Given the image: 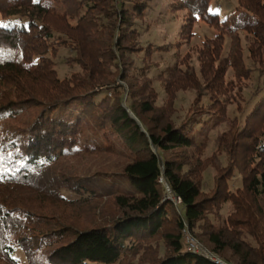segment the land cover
I'll use <instances>...</instances> for the list:
<instances>
[{"label":"trees","instance_id":"1","mask_svg":"<svg viewBox=\"0 0 264 264\" xmlns=\"http://www.w3.org/2000/svg\"><path fill=\"white\" fill-rule=\"evenodd\" d=\"M237 2L222 17L211 0H169L164 13L181 20L178 39L152 45L139 27L151 0H0V264H21L17 248L27 264H217L187 248L186 226L226 261L264 264V0ZM199 22L215 34L201 41L197 70L191 50H177ZM241 32L254 68L243 61ZM62 46L79 67L64 77L54 62ZM156 52L172 59L157 76L165 104L146 65ZM231 66L238 78L257 76L250 96L224 80ZM119 76L131 88L127 105ZM187 89L199 104L194 124L175 120ZM231 104L237 113L217 138L228 162L216 166L207 193L210 139L201 126H218ZM109 132L129 153L121 172L81 173L64 163L80 151H113L101 143Z\"/></svg>","mask_w":264,"mask_h":264},{"label":"rangeland","instance_id":"2","mask_svg":"<svg viewBox=\"0 0 264 264\" xmlns=\"http://www.w3.org/2000/svg\"><path fill=\"white\" fill-rule=\"evenodd\" d=\"M169 0H151V10L145 14V17L142 20H139V27L143 31L141 34V41L143 43H158V44H167L169 42H174L178 39V31L180 30L181 20L178 16L174 15L171 12H166V5L168 4ZM238 5L237 0H211L210 3V10L212 11H219L222 17H225L232 11L236 9ZM1 19V15H0ZM194 30L196 31V36L194 39L191 40L188 44H182L181 48L177 50V53H185L186 49H190L192 53V58L190 62L192 63V67H197V70L200 69V63L197 60V51L198 47L201 44V41L207 37L213 36L215 34V30L209 26H207L203 22H199L195 25ZM250 44V37L241 32V51L243 53V61L246 62V65L254 68V65L251 64L249 58V51L248 45ZM197 48V49H196ZM230 39L228 38L226 41L225 46V54L228 55L230 53ZM163 51V50H162ZM176 51V48H173L171 54ZM167 53H158L151 55L149 61H147V66L150 67L149 78L152 79V84L157 88L159 91V104H165L166 102V95L165 91L162 86V82L157 80V76L162 69H164L167 65L172 63V59L169 55V60H164V56ZM200 52L198 53V55ZM74 55V52L70 47L62 46L58 51V54L54 56L55 67L59 76L64 77L70 75L72 72L78 70V66L71 65L68 60L70 57ZM201 55V54H200ZM252 61V60H251ZM146 60H143L141 57L136 58L137 65H144ZM149 64V65H148ZM213 66H215L212 63ZM123 67V66H122ZM237 67L231 66L227 68L225 75L223 76L224 80H234V85L242 86L243 90L247 92V95H251L253 91H255V87L258 83L257 76L254 75L251 79H243L238 78L237 76ZM250 69V68H248ZM247 69V74H249V70ZM116 84H120L124 86V104L127 105L129 102L130 97V85L123 80L121 76L118 77ZM196 93L192 89L181 90L178 93L177 100L175 102V120L179 122L185 118L188 119V122L192 121L194 118L197 117L198 107L199 104L196 102ZM207 102V101H206ZM229 116L223 118L220 124L213 125V122L206 124L205 126H201V132L209 136V145L205 152V156H208L210 160H208L206 166L204 167V171L202 174V190L205 192H211L215 188V174H216V166H224L227 164V154L222 151H219V140L217 138L222 135L225 131H228L231 126V118L232 116L237 113L236 105L231 104L228 109ZM216 119V117L214 118ZM200 130V129H199ZM197 132V130H196ZM103 135V134H102ZM101 135V143L106 146H111L113 151L111 152H97V153H86V152H78L74 155L67 157L64 160V163L67 164L68 167H72L81 173H96V172H121L124 164L129 160V153L127 151V147L123 144L121 139L118 135L109 132L108 137ZM240 176L238 173H235V181L234 185H238L240 183ZM233 188H235L233 186ZM70 197H75L74 195L68 194ZM176 208L183 212L181 208V204H175ZM227 206L228 204L222 209L223 218L227 215ZM111 214H115L117 212L116 209L110 205H107ZM67 208V207H66ZM65 209V208H62ZM66 212L69 214L70 209L67 208ZM211 218L214 221H219L218 218L214 215H211ZM220 217V220L223 219ZM195 234V233H193ZM196 235V234H195ZM197 236V235H196ZM198 237V236H197ZM201 243L207 248L208 246L198 237ZM164 249L162 248V251ZM14 257L19 259L21 264H27L26 257L22 249L17 248L16 252L14 253Z\"/></svg>","mask_w":264,"mask_h":264},{"label":"built area","instance_id":"3","mask_svg":"<svg viewBox=\"0 0 264 264\" xmlns=\"http://www.w3.org/2000/svg\"><path fill=\"white\" fill-rule=\"evenodd\" d=\"M168 197L174 201L175 204H181V198H175L171 194L170 188L166 186ZM184 242L187 248L198 254H202L210 259H212L217 264H235L223 259L219 254L212 252L208 247L206 248L198 237L193 234V232L186 226L184 230Z\"/></svg>","mask_w":264,"mask_h":264},{"label":"snow or ice","instance_id":"4","mask_svg":"<svg viewBox=\"0 0 264 264\" xmlns=\"http://www.w3.org/2000/svg\"><path fill=\"white\" fill-rule=\"evenodd\" d=\"M3 27H7V25H2Z\"/></svg>","mask_w":264,"mask_h":264}]
</instances>
